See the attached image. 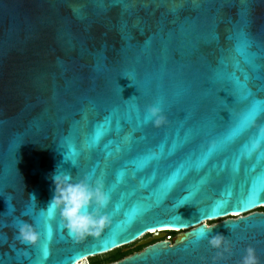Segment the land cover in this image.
<instances>
[{
    "label": "water",
    "instance_id": "water-1",
    "mask_svg": "<svg viewBox=\"0 0 264 264\" xmlns=\"http://www.w3.org/2000/svg\"><path fill=\"white\" fill-rule=\"evenodd\" d=\"M242 33L264 64V0H0V264H77L163 228L183 232L113 264H239L250 244L264 264V114L218 143L247 108L224 77L264 75L238 54ZM56 170L103 184L99 235L49 206ZM205 220H221L208 232L221 249ZM22 221L39 244L19 238Z\"/></svg>",
    "mask_w": 264,
    "mask_h": 264
},
{
    "label": "clouds",
    "instance_id": "clouds-1",
    "mask_svg": "<svg viewBox=\"0 0 264 264\" xmlns=\"http://www.w3.org/2000/svg\"><path fill=\"white\" fill-rule=\"evenodd\" d=\"M146 119H151L157 125H160L164 122L165 117L162 115V109L158 105H153L148 108ZM50 178L54 185V195L49 206L54 204L60 209L66 227L73 234L81 238L86 235H99L108 226L109 217L103 214L102 210L108 204L109 196L99 180L95 184L87 176L76 180L70 173L58 170ZM30 197L33 201L37 200L34 194H30ZM93 204L97 205L95 209H93ZM89 208L93 210L88 211ZM203 226L206 231L201 238L206 237L212 248L221 249L224 247V235L208 236V232L215 227V222L205 220ZM18 235L23 242L32 245L39 244L41 240V234L36 225L27 221L19 223ZM226 250L230 251V249ZM239 264H260L256 249L249 245L245 249Z\"/></svg>",
    "mask_w": 264,
    "mask_h": 264
},
{
    "label": "snow or ice",
    "instance_id": "snow-or-ice-1",
    "mask_svg": "<svg viewBox=\"0 0 264 264\" xmlns=\"http://www.w3.org/2000/svg\"><path fill=\"white\" fill-rule=\"evenodd\" d=\"M250 46V42L247 40L246 35L242 33L241 40L237 45V52L243 58L244 64L249 66L253 74L259 73L261 70H264V64L258 65L255 63V53L248 51ZM237 66H239V63ZM224 80L225 83L222 92H231V97L233 98L231 103L247 102V108L241 117L234 119L228 135L219 139V144H224L233 137L252 131L254 121L257 120L261 114H264V100L257 99L253 92L254 88H258L260 92H264V75H250L249 72L246 71L244 72V79L241 80L240 77L235 76V74L229 73L224 77ZM220 107L223 111H227L230 116L232 115L228 105L223 101ZM199 131H203V129ZM260 142H264V133L260 136ZM254 148L255 145H253V149ZM261 176H264V173H261ZM234 215H238V213H234ZM47 234L50 238V229H48ZM251 246L258 251L255 245ZM41 251L43 258H46L49 252L48 247L45 245Z\"/></svg>",
    "mask_w": 264,
    "mask_h": 264
},
{
    "label": "trees",
    "instance_id": "trees-1",
    "mask_svg": "<svg viewBox=\"0 0 264 264\" xmlns=\"http://www.w3.org/2000/svg\"><path fill=\"white\" fill-rule=\"evenodd\" d=\"M261 209L264 210V207H262ZM174 234H175V232H174ZM124 247H126V246H124ZM141 250H142V248L134 247L133 249L129 250L128 252H124L123 247L118 248V249H115V250L108 252L106 254L89 258V264H112V263L118 262V261L132 255L135 252H139Z\"/></svg>",
    "mask_w": 264,
    "mask_h": 264
},
{
    "label": "rangeland",
    "instance_id": "rangeland-1",
    "mask_svg": "<svg viewBox=\"0 0 264 264\" xmlns=\"http://www.w3.org/2000/svg\"><path fill=\"white\" fill-rule=\"evenodd\" d=\"M259 210H261V209H257V210H255V211H259ZM219 221H221V220H216V221H214V222L216 223V222H219ZM178 233H179V232H178ZM178 233H175L174 237H175ZM154 235H155V234H147V235H145L144 237H142V239H140L139 241H136L135 243L130 244V245H127L126 247H123V248H124V250H125V249H128V248L133 249L134 247H136V245H139V242H142V241H144V240L147 241V240L153 238ZM81 264H89V259H84V261H83Z\"/></svg>",
    "mask_w": 264,
    "mask_h": 264
},
{
    "label": "built area",
    "instance_id": "built-area-1",
    "mask_svg": "<svg viewBox=\"0 0 264 264\" xmlns=\"http://www.w3.org/2000/svg\"><path fill=\"white\" fill-rule=\"evenodd\" d=\"M162 232H164L165 233V237L164 238H162V240L163 241H168V242H173V238H174V232L175 233H178V232H180L179 230H163ZM149 234H155V235H157L156 233H149ZM147 235V234H146ZM145 236V235H144ZM143 236V237H144ZM140 239H142V237L140 238ZM139 239V240H140ZM133 244V243H132Z\"/></svg>",
    "mask_w": 264,
    "mask_h": 264
},
{
    "label": "bare ground",
    "instance_id": "bare-ground-1",
    "mask_svg": "<svg viewBox=\"0 0 264 264\" xmlns=\"http://www.w3.org/2000/svg\"><path fill=\"white\" fill-rule=\"evenodd\" d=\"M233 216H239V215H234L233 214ZM163 230H179L180 231L179 233L183 232V229L163 228V229H159V230H152L151 233H156L157 234L158 232L163 231ZM83 261L84 260L78 262L77 264H81Z\"/></svg>",
    "mask_w": 264,
    "mask_h": 264
},
{
    "label": "flooded vegetation",
    "instance_id": "flooded-vegetation-1",
    "mask_svg": "<svg viewBox=\"0 0 264 264\" xmlns=\"http://www.w3.org/2000/svg\"><path fill=\"white\" fill-rule=\"evenodd\" d=\"M259 209H261V208H259ZM258 212H264V210H259ZM145 241V240H144ZM136 247H139V248H142V250L145 248V246L144 245H136ZM129 250H131L130 248H128V249H125L124 250V252H128ZM140 252V251H139ZM134 254V253H133ZM113 264V263H112Z\"/></svg>",
    "mask_w": 264,
    "mask_h": 264
}]
</instances>
